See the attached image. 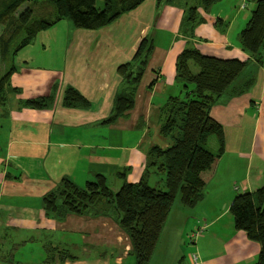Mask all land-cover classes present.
Masks as SVG:
<instances>
[{
  "label": "crops",
  "instance_id": "crops-1",
  "mask_svg": "<svg viewBox=\"0 0 264 264\" xmlns=\"http://www.w3.org/2000/svg\"><path fill=\"white\" fill-rule=\"evenodd\" d=\"M179 1L159 4L158 0H146L101 30L74 29L75 37L67 49L62 70L34 67L30 60L17 65L12 83L22 93L10 94L6 107L0 108V236L13 241L16 230L30 233L71 230L90 236L98 233L96 241L109 249L112 258L118 253L112 242L123 237L129 241L106 217L70 213L65 220H58L44 210L43 198L57 190L63 180L85 187L88 181L104 175L109 186L117 191L123 185L118 174L124 170L128 169V182L142 179L148 151L153 146L166 149L173 144L161 134L160 110L171 96L182 98L184 94V86L176 78L175 64L178 54L188 45L223 59L249 58L240 46L241 31L236 40L231 38L232 21L225 15L213 14L212 10L198 9L205 22L196 28L193 37L183 38L181 24L185 12L192 7ZM148 35L153 36L155 49L139 84L134 107L125 117L109 126L103 125L112 114L121 85L118 68L133 59L138 43ZM251 68L255 84L246 92L222 98L211 110L212 117L224 127L227 150L222 157L242 156L249 164L244 175L232 180L227 170H234L237 162L221 161V157L208 181L206 178L205 188L209 189L208 182L226 170L225 189L229 192L225 204L230 202L235 190L254 193L264 188V165L252 171L256 156L264 163V61ZM70 85L88 101V107L64 104L65 91ZM53 87L54 101L48 108L21 105L27 99L48 96ZM225 189L215 192V201L218 202ZM204 217L202 214L199 226H206ZM70 219L77 223L76 229L66 227ZM219 231L224 233L225 228ZM233 233L221 255V264H240L242 260L246 264L256 263L260 245L242 232ZM22 236L27 235L15 234L18 245L24 242ZM106 240L109 245L104 243ZM123 244L129 255L130 245ZM12 253L8 251L11 256L8 262L13 258ZM203 262L220 264L214 258ZM99 264L111 262L104 257ZM116 264H123L121 257H116Z\"/></svg>",
  "mask_w": 264,
  "mask_h": 264
},
{
  "label": "trees",
  "instance_id": "trees-1",
  "mask_svg": "<svg viewBox=\"0 0 264 264\" xmlns=\"http://www.w3.org/2000/svg\"><path fill=\"white\" fill-rule=\"evenodd\" d=\"M47 1L55 5V14L39 17L31 4L25 5L23 0H16L0 11V17H5L0 34V60L5 61L9 57L12 60L10 69L0 75L2 109L6 107L10 94L22 93V89L14 87L10 80L13 73L18 71L15 55L31 45L39 33L53 28L62 19L71 21L73 28L98 31L135 10L146 0ZM168 1L172 3L175 0H158V3ZM219 1L200 0V5L189 8L184 14L180 35L183 38L193 37L196 28L205 22L198 9L208 12ZM246 1L256 3L250 19L239 34L241 49L249 56L247 60L211 56L191 45L178 54L176 78L184 86V94L182 98L171 96L161 108L159 118L161 134L170 138L173 144L166 149L153 146L148 151L142 179L130 183L126 180L128 169L124 170L118 174L123 185L117 191L109 186L104 175L88 181L85 187H79L71 180H63L57 190L43 198L47 214H54L62 221L70 213L95 218L113 217L112 213H117L119 226L130 241V254L136 257L137 264L152 262L178 193L184 206H196L205 197V173L214 168L225 154L224 127L212 117V108L226 96L248 91L256 80L251 67L263 64L264 0ZM154 49L153 36H145L138 43L133 59L119 66L121 85L114 99L112 114L102 122L103 125H111L133 109L139 84ZM53 88L48 96L27 99L21 105L48 108L54 101ZM64 104L89 106L88 101L72 86L65 92ZM211 135L217 136L216 151L207 144ZM152 174L161 177L158 187L149 184L148 178ZM230 210L235 231L243 232L251 242L260 245L255 264H264V188L254 193H239ZM47 262L52 260L48 258Z\"/></svg>",
  "mask_w": 264,
  "mask_h": 264
},
{
  "label": "rangeland",
  "instance_id": "rangeland-1",
  "mask_svg": "<svg viewBox=\"0 0 264 264\" xmlns=\"http://www.w3.org/2000/svg\"><path fill=\"white\" fill-rule=\"evenodd\" d=\"M14 1L16 0H0V11L4 10ZM179 2H187L189 7L200 5V0H180ZM22 3L25 5L31 4L36 15L39 17L55 14V5L47 0H23ZM255 7L256 3L254 1L221 0L212 5L209 10H212L213 14L217 16L225 15L228 17V21H232L231 38L236 40L238 32L245 27ZM4 20L5 17H0V34L4 28L2 23ZM74 29L85 31V29L73 28L71 21L62 19L53 28L39 33L31 45L21 49L15 55L16 65L22 66L24 61L30 60L34 67L49 71L52 69L56 70V68L62 70L67 49L75 37L74 32H72ZM11 63L10 57L5 61L0 60V75L10 69ZM12 76L10 77L11 83ZM207 144L209 148L216 151L218 149L217 136L211 135ZM226 150L227 147H225V154L223 156L226 155ZM224 159L225 161L233 160L237 162L234 170H227V176L232 180L244 175L249 167L248 160L242 156L222 157L221 161ZM262 165L264 163L261 158L256 156L252 163V171L256 172ZM212 171L213 168L205 173L207 181ZM225 173L226 170L221 171L219 177L217 174L213 181L208 182L207 186H209V189L205 188L204 190L207 197H204L194 207L184 206L178 193L170 213L171 217H169L162 230L150 264H195L193 261L194 256L199 258L201 264H204L203 261L210 258L219 259L221 264V255L227 248L228 241L233 238V232H235L233 231L234 223H232L233 221L231 222L233 220L230 213L231 203L234 201L236 194L241 193V191L235 190L230 202L225 204L224 198L228 197L229 192L225 189L226 184H228L224 181L226 177ZM148 180L152 187H158V184L161 185V177L152 175ZM236 186L240 187L241 185L236 184ZM220 188L225 189V191H223V195L218 198L217 202L215 201V192ZM207 192H209L208 195ZM113 213V217L106 218H109L112 224L116 225L121 230L120 232H123L119 226V214ZM202 214L206 217L204 218L206 219L205 225L207 228L206 226L202 227L203 224L199 226L203 221L201 218ZM76 216L84 217L89 215L76 214ZM66 227L76 229L77 223L73 219H70ZM221 228H225L224 233H220L219 230ZM70 231L30 233L16 230L13 234L14 240L16 239V233L27 235L22 236L24 242L20 243V245L17 244L19 241H11L0 236V264H64L66 261L69 263L99 264L104 257L111 264H116V257H121L123 264H137L136 257L133 254L126 255V246L123 243L130 245V241L126 242L125 237L121 241L112 242L114 249L117 247L118 251L117 256H113L112 258L109 249H106L107 247L104 244L100 245L96 241L99 238L98 233L90 236L89 234H79ZM242 234L244 233L242 232ZM62 237H65L64 241ZM81 242L85 244L83 245ZM104 243L106 245L110 244L107 240ZM8 251L13 252L11 262H8L10 260ZM105 252L107 253L106 255H104ZM48 258L52 262H47ZM240 264L246 263L242 260Z\"/></svg>",
  "mask_w": 264,
  "mask_h": 264
},
{
  "label": "built area",
  "instance_id": "built-area-1",
  "mask_svg": "<svg viewBox=\"0 0 264 264\" xmlns=\"http://www.w3.org/2000/svg\"><path fill=\"white\" fill-rule=\"evenodd\" d=\"M194 262L195 264H198V258L196 256L194 257Z\"/></svg>",
  "mask_w": 264,
  "mask_h": 264
}]
</instances>
